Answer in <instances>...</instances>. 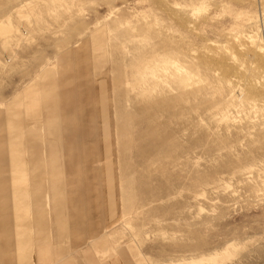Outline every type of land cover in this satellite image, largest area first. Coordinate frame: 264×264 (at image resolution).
I'll use <instances>...</instances> for the list:
<instances>
[{
	"label": "rangeland",
	"instance_id": "1",
	"mask_svg": "<svg viewBox=\"0 0 264 264\" xmlns=\"http://www.w3.org/2000/svg\"><path fill=\"white\" fill-rule=\"evenodd\" d=\"M1 25L4 116L53 80L63 99L60 62L104 32L116 208L78 261L264 264V0H0ZM17 230L39 264L36 230Z\"/></svg>",
	"mask_w": 264,
	"mask_h": 264
},
{
	"label": "bare ground",
	"instance_id": "2",
	"mask_svg": "<svg viewBox=\"0 0 264 264\" xmlns=\"http://www.w3.org/2000/svg\"><path fill=\"white\" fill-rule=\"evenodd\" d=\"M10 32V27L0 26L1 35ZM104 42V32H97L89 41L77 45L73 60L68 64L60 62L65 84L63 99L58 98V86L53 80L47 85L48 91L44 86L45 91L37 93L38 98L35 96L26 105L20 104L15 114L13 111L5 116L0 114V244H3L0 261L4 264L23 262L24 257L30 255L20 245H25L19 234L22 227L28 226L30 232L36 230L29 244L40 246L46 240L44 230L50 208L46 198L47 178L49 196L56 197L59 196L56 193H60L66 197V202L68 198L85 197L82 194L88 189H84L83 184L91 182L98 187L101 208L113 210L116 206V201L109 197L116 175L112 104L101 90L102 77L107 75L103 64ZM257 53L261 55L262 50H256ZM50 71L46 77L56 79V71ZM71 78L76 88L74 94L72 84L69 85ZM37 100L44 112L38 120L30 115L32 104ZM95 135L100 136L98 141ZM79 198L72 200L79 203L73 208L81 206ZM53 203L51 209L55 207ZM34 214H37V222ZM13 244L16 252L12 251Z\"/></svg>",
	"mask_w": 264,
	"mask_h": 264
},
{
	"label": "crops",
	"instance_id": "3",
	"mask_svg": "<svg viewBox=\"0 0 264 264\" xmlns=\"http://www.w3.org/2000/svg\"><path fill=\"white\" fill-rule=\"evenodd\" d=\"M83 188L88 189L86 190V193L83 192L82 194L85 197L79 198L78 196H76L70 199L68 198V202L65 201L66 197H62L60 193H56L57 195H59L56 197H52L51 195L49 196V200H50L49 219H52L51 218L52 214L53 216L55 215L54 219L57 220V222L55 221L54 222L57 225L55 224L54 225L55 227H54L52 222L50 221L51 222L50 223L51 244L49 245L46 244L48 237H47L46 228H45L44 232L46 234V240H44L42 245L38 247L36 246V254L38 256V260H40L39 264H43L45 262H48L49 264H63L64 262H66V264H74L75 262L71 261L72 258L75 259V261L78 262V264L79 263L80 264H90L88 259L86 257H83L84 256L83 253L81 257L79 258V261L75 257V254L77 251L87 249L93 243H95L96 240L100 238L101 236L100 229H101V221H102L103 213H102V209L99 203L100 197L98 194L99 192L98 187H96L94 183L92 184L91 182H89V183H84ZM76 198L81 199V206L79 205V207L73 208L72 206L79 204V203L75 204V201L72 202V200ZM52 201L53 202L55 201V203H53L55 206L54 209H51ZM85 205H87V208L85 207ZM39 247L40 249L39 251H37V248ZM58 247L60 248L61 256L62 257L64 256L63 259H68L71 262H67L68 260L67 261L60 260V259L58 260V258L56 257L58 254V252L56 251ZM30 257H31V254L24 257L23 262H26L28 260L27 262L31 264ZM23 262L17 261L18 264H23ZM4 263L5 262L2 263L0 261V264H4Z\"/></svg>",
	"mask_w": 264,
	"mask_h": 264
}]
</instances>
